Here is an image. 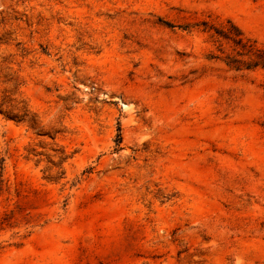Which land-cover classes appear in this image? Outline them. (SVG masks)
<instances>
[{
    "label": "rangeland",
    "instance_id": "obj_1",
    "mask_svg": "<svg viewBox=\"0 0 264 264\" xmlns=\"http://www.w3.org/2000/svg\"><path fill=\"white\" fill-rule=\"evenodd\" d=\"M0 264H264V0H0Z\"/></svg>",
    "mask_w": 264,
    "mask_h": 264
},
{
    "label": "trees",
    "instance_id": "obj_2",
    "mask_svg": "<svg viewBox=\"0 0 264 264\" xmlns=\"http://www.w3.org/2000/svg\"><path fill=\"white\" fill-rule=\"evenodd\" d=\"M256 64H257V62L254 63V65H256ZM6 117H7V116H6Z\"/></svg>",
    "mask_w": 264,
    "mask_h": 264
}]
</instances>
